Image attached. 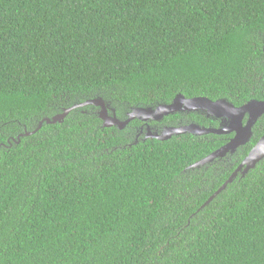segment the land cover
<instances>
[{
    "label": "trees",
    "instance_id": "obj_1",
    "mask_svg": "<svg viewBox=\"0 0 264 264\" xmlns=\"http://www.w3.org/2000/svg\"><path fill=\"white\" fill-rule=\"evenodd\" d=\"M178 94L264 100V0H0V264H264V160L206 204L264 115L190 168L234 134L134 143L141 122L81 105L124 120Z\"/></svg>",
    "mask_w": 264,
    "mask_h": 264
},
{
    "label": "water",
    "instance_id": "obj_2",
    "mask_svg": "<svg viewBox=\"0 0 264 264\" xmlns=\"http://www.w3.org/2000/svg\"><path fill=\"white\" fill-rule=\"evenodd\" d=\"M93 104L100 106V117L104 120L105 126L116 125L120 129L124 128L127 123L135 118H139L144 121L156 120L160 121L165 116L177 112H197L205 114L207 117L220 120L219 127H205L197 123H191L184 126H171L167 127L162 134L154 135L160 140H168L175 135H181L191 133L194 135L205 134H230L235 133L234 137L225 145L212 152L207 157L194 163L191 167H199L210 163L217 158L226 156L228 153L234 154L238 148L246 145L253 137V128L258 120L264 115V100H251L242 106H236L230 102L227 98H220L217 100L210 99L205 96H197L188 98L183 94H178L175 99L169 104H161L156 107H136L129 112V118L121 120L116 115L111 116L107 112L106 103L103 99H92L82 106ZM78 105L66 109L63 113L55 115L52 118H45L39 123V128L42 127L44 122L48 124H54L57 122H63L65 117ZM246 119V122H244ZM38 128V129H39ZM37 129V130H38ZM27 135L31 132H27ZM25 134V135H26ZM264 160V134L256 145L251 149L249 154L239 165L238 169L229 177V179L218 189L206 202L208 204L213 200L220 192L227 188V186L233 182L237 177L238 172L242 171V176H245L250 170L254 169L258 163Z\"/></svg>",
    "mask_w": 264,
    "mask_h": 264
},
{
    "label": "flooded vegetation",
    "instance_id": "obj_3",
    "mask_svg": "<svg viewBox=\"0 0 264 264\" xmlns=\"http://www.w3.org/2000/svg\"><path fill=\"white\" fill-rule=\"evenodd\" d=\"M102 110V108L100 107V111ZM100 111H99V113H100ZM107 112H108V114L109 115H111V116H114V115H116V117H117V113L115 112V110L114 109H107ZM181 113H190V112H181ZM171 115H175V114H171ZM170 116V115H169ZM168 116H165L164 117V119H162V120H160V121H156V120H148V121H144V120H141V119H139V118H135V119H133V120H131L129 123H127L126 125H125V127L124 128H122L123 130L125 129V128H127L132 122H141V125L136 129V135H135V140H134V143L135 142H138L139 140H143V141H146V140H148V139H153V138H156L154 135H156V134H162L163 133V131L167 128V127H171V126H184V125H182L181 123H180V120H177V121H173V122H175L176 124H173L171 121H169V120H166V118H167ZM118 118V117H117ZM129 118V112H126V118L124 119L125 121L127 120ZM102 119V118H101ZM120 119V118H119ZM103 120V119H102ZM122 120V119H121ZM164 121H166L165 123H164ZM217 122H218V127L220 126V121H218V120H216ZM244 122H246V119H245V121ZM103 123H104V120H103ZM192 123V122H191ZM189 124V123H188ZM188 124H186V125H188ZM256 125V124H255ZM105 126V125H104ZM110 127H113V126H110ZM115 127V126H114ZM230 134H234L235 135V133H230ZM217 135H219V134H217ZM222 135H229V134H222ZM234 135L233 136H231L230 138H229V140H228V142L234 137ZM158 139V138H157ZM213 162V161H212ZM211 163V162H210ZM241 164V163H240ZM239 167V166H238ZM238 167L235 169V170H237L238 169ZM235 170L233 171V173L235 172ZM232 173V174H233ZM231 174V175H232ZM239 174H241L242 175V171H239L238 172V175ZM230 175V176H231ZM237 175V176H238ZM229 179V178H228ZM227 179V180H228ZM235 179V178H234ZM226 180V181H227Z\"/></svg>",
    "mask_w": 264,
    "mask_h": 264
}]
</instances>
